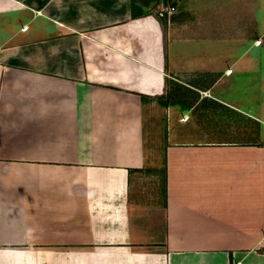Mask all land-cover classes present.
I'll return each mask as SVG.
<instances>
[{
  "label": "crops",
  "instance_id": "obj_1",
  "mask_svg": "<svg viewBox=\"0 0 264 264\" xmlns=\"http://www.w3.org/2000/svg\"><path fill=\"white\" fill-rule=\"evenodd\" d=\"M262 43L264 0H0V264H264V138L211 137L234 116L139 184L168 78L230 83Z\"/></svg>",
  "mask_w": 264,
  "mask_h": 264
},
{
  "label": "rangeland",
  "instance_id": "obj_2",
  "mask_svg": "<svg viewBox=\"0 0 264 264\" xmlns=\"http://www.w3.org/2000/svg\"><path fill=\"white\" fill-rule=\"evenodd\" d=\"M250 41L227 40L225 47L220 49L239 53L250 45ZM212 51L211 57L217 56ZM251 52L257 55L253 69L245 68L231 75L227 74L230 83L224 85L212 87L217 78H222V72L188 76L172 74L168 78L162 101L169 106V113L167 110L161 116L148 121L145 130L151 166L140 175V193H147L148 189L153 193L151 197L163 199L165 146L198 137L189 132L192 126L211 130L220 126L226 129V126L232 125L231 116H234L233 122L244 130L243 134L211 137L245 140L264 138V44L252 46ZM251 128L255 131L254 135L253 132L250 134Z\"/></svg>",
  "mask_w": 264,
  "mask_h": 264
},
{
  "label": "built area",
  "instance_id": "obj_3",
  "mask_svg": "<svg viewBox=\"0 0 264 264\" xmlns=\"http://www.w3.org/2000/svg\"><path fill=\"white\" fill-rule=\"evenodd\" d=\"M255 42L257 43V44H259L260 43V39H257V40H255ZM226 72H231V68H228L227 70H226ZM264 237V236H263ZM233 264H240V262H234Z\"/></svg>",
  "mask_w": 264,
  "mask_h": 264
},
{
  "label": "trees",
  "instance_id": "obj_4",
  "mask_svg": "<svg viewBox=\"0 0 264 264\" xmlns=\"http://www.w3.org/2000/svg\"><path fill=\"white\" fill-rule=\"evenodd\" d=\"M163 104H165L163 101H162Z\"/></svg>",
  "mask_w": 264,
  "mask_h": 264
}]
</instances>
